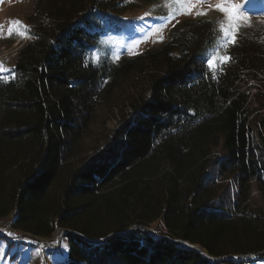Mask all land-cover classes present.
Listing matches in <instances>:
<instances>
[{
  "label": "trees",
  "instance_id": "16d2710c",
  "mask_svg": "<svg viewBox=\"0 0 264 264\" xmlns=\"http://www.w3.org/2000/svg\"><path fill=\"white\" fill-rule=\"evenodd\" d=\"M131 5L35 0L29 40L0 77V218L35 237L57 232L58 264L264 258V41L240 36L211 71L217 24L195 17L155 49L90 61ZM114 87L130 111L85 146L96 103ZM158 219L161 236L149 230Z\"/></svg>",
  "mask_w": 264,
  "mask_h": 264
},
{
  "label": "rangeland",
  "instance_id": "374dc122",
  "mask_svg": "<svg viewBox=\"0 0 264 264\" xmlns=\"http://www.w3.org/2000/svg\"><path fill=\"white\" fill-rule=\"evenodd\" d=\"M35 0H0V50L17 52L28 40L26 18L32 12ZM132 5L104 30L90 49L88 58L93 63L106 58L118 62L124 57H134L161 46L170 31L187 19L205 17L217 24L214 45L204 56L211 71L218 70L228 60L227 50L240 36L256 35L264 41V0H127ZM226 7L228 13L218 7ZM234 14L233 18L230 16ZM19 22V23H17ZM214 61L209 67L208 61ZM13 63L0 72L3 79L12 76ZM125 80H122V82ZM129 94L114 87L98 99L92 121L83 134L85 146L100 144L121 118L128 115ZM252 200L258 203L254 190ZM12 216L5 221L12 226ZM8 228V227H7ZM14 228V227H13ZM9 228L0 229V264H58L66 251L64 239L57 232L49 237H35ZM155 236L165 234L162 220L149 224ZM12 245V246H11ZM236 260V258H233ZM245 264H264V258L244 257Z\"/></svg>",
  "mask_w": 264,
  "mask_h": 264
},
{
  "label": "built area",
  "instance_id": "2783aa9c",
  "mask_svg": "<svg viewBox=\"0 0 264 264\" xmlns=\"http://www.w3.org/2000/svg\"><path fill=\"white\" fill-rule=\"evenodd\" d=\"M18 50H17L16 53L15 52L5 53L4 52L5 50H3V49L0 50V72L2 70H4L9 63L12 62L14 64V61L16 59ZM0 77H2V76H0ZM9 228L12 230L13 226H11V224L7 223L5 221V218H0V229L3 230V231H5V232H8L9 231Z\"/></svg>",
  "mask_w": 264,
  "mask_h": 264
},
{
  "label": "snow or ice",
  "instance_id": "6c2138e0",
  "mask_svg": "<svg viewBox=\"0 0 264 264\" xmlns=\"http://www.w3.org/2000/svg\"><path fill=\"white\" fill-rule=\"evenodd\" d=\"M218 7L220 8L221 11H223V12H225V13H228V12H229V9L226 8V7H222V6H219V5H218ZM233 16H234V14H232V15L230 16V18H233ZM17 23H19V22H17ZM208 64H209V67H212L213 64H214V61L210 60V61H208Z\"/></svg>",
  "mask_w": 264,
  "mask_h": 264
}]
</instances>
